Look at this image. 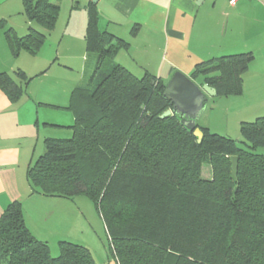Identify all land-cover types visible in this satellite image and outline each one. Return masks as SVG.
<instances>
[{
  "label": "trees",
  "instance_id": "obj_1",
  "mask_svg": "<svg viewBox=\"0 0 264 264\" xmlns=\"http://www.w3.org/2000/svg\"><path fill=\"white\" fill-rule=\"evenodd\" d=\"M33 24L52 30L59 0H22ZM89 6L86 34L97 55L91 76L72 92V137L48 138L45 152L28 169L33 193L96 206L118 264H264V116L242 122L241 148L232 137L197 124L201 142L164 97L167 84L149 73L138 77L115 61L127 42L99 29ZM15 56L36 54L46 36L30 27L24 37L8 29ZM252 53L225 55L196 64L191 75L217 91L240 96ZM0 88L18 101L24 87L0 74ZM206 104V103H205ZM211 177L203 178V167ZM49 244L26 226L20 202L0 217V264H96L85 245Z\"/></svg>",
  "mask_w": 264,
  "mask_h": 264
},
{
  "label": "crops",
  "instance_id": "obj_2",
  "mask_svg": "<svg viewBox=\"0 0 264 264\" xmlns=\"http://www.w3.org/2000/svg\"><path fill=\"white\" fill-rule=\"evenodd\" d=\"M230 1L63 0L55 27L46 30L28 20L22 0H0V74L11 76L24 87L22 96L14 102L0 88V217L12 203L20 202L26 226L34 237L50 243L57 236L59 243L68 239L82 244L72 236L64 238L55 229L56 222L61 223V210L48 202L60 198L33 193L27 173L44 154L46 139L73 133L75 118L67 109L70 100L63 104L60 98L66 93L71 98L73 90L83 85L93 73L97 56L84 54L83 83L78 86L64 81V69L68 68L55 59L62 56L64 44L71 52L67 58L71 67L75 53L84 48L89 52L86 34L92 3L99 13V29L128 44L118 51L115 61L135 69L138 77L149 73L168 84L177 71L191 78L200 62L252 53L254 59L243 76V93L215 97L223 98V119L234 112V126L264 116V77L262 69H254L257 49L264 51V0H239L235 6ZM30 27L46 36L43 46L36 54L22 50L15 56L7 30L24 37ZM164 59H169L170 69L166 71L158 69ZM201 80L195 82L203 86ZM214 110L212 107L208 116L203 114L199 125L213 131ZM226 132L218 133L229 135Z\"/></svg>",
  "mask_w": 264,
  "mask_h": 264
},
{
  "label": "rangeland",
  "instance_id": "obj_3",
  "mask_svg": "<svg viewBox=\"0 0 264 264\" xmlns=\"http://www.w3.org/2000/svg\"><path fill=\"white\" fill-rule=\"evenodd\" d=\"M61 1L63 0H59V2ZM61 52H62V56L61 57L59 56L55 60L57 64H60L68 68V70L64 69L65 71H67L63 73L64 81L65 82L72 81L73 84H76L75 86L80 85L84 76L83 74V69L85 65V60L83 59L84 54L86 55L88 54L96 55V54L91 52L89 53L87 49L84 48L83 51H80L81 53L79 54L75 53V57L73 58V67H71L67 59L68 56H70L71 52H69V49L65 46V44L63 45V51ZM163 54L164 53H162V57L165 56ZM254 63H255L254 69L257 68H259V70L262 69V75L264 77V68H263L264 51L260 48H258L256 51V60ZM126 68L130 70L133 74H135L136 71L135 69H130L129 67ZM159 68L162 71H166L170 69L169 59H164L163 65H161V67L158 66V69ZM151 69L155 71V68H151ZM90 76L88 75V77L86 78H89ZM69 100H70V95H68V93H66L63 96V98H60V101L63 102V104L68 103ZM222 101L223 98L220 97H208L202 113L205 116H208L211 113V108L214 107L215 110L213 111L212 114L213 132H217V131L226 132L224 130L229 129V132H226V134H229L228 136L232 137L235 140L238 139L237 141L239 146L241 148L246 149L247 144H245V141L241 137V132H240L241 124H237V125L235 124L234 126V118L235 120L237 119L236 116L234 115V112L232 111L233 114H231L230 117L223 119L221 115L222 113H224V107ZM255 120L256 119H254V121ZM71 137H72V133L70 136L68 134L66 135V133H62L61 135H59V137H55V138L68 139ZM256 153L264 156V147L259 148L256 151ZM210 177H211V167L209 165H204L203 178L209 179ZM48 203L49 205H51V207H55V208L58 207L61 210L59 214V216H61L59 220L61 223H57L58 222L57 221L55 226V229L61 232L60 233L61 236L62 235L63 237L72 236L74 240L77 241L80 240V242L82 243L80 245L86 244L88 248L92 251L96 264H118L115 256L111 251L110 239L107 230L105 228L104 221L100 213L98 212L95 204L89 198H87L86 196H78L73 199L60 198L57 200H50ZM34 218H37L36 215H34ZM63 240L69 241L68 239H63ZM48 244L52 256L58 257L60 255V246H59L58 237L55 236L52 239H50V243Z\"/></svg>",
  "mask_w": 264,
  "mask_h": 264
},
{
  "label": "water",
  "instance_id": "obj_4",
  "mask_svg": "<svg viewBox=\"0 0 264 264\" xmlns=\"http://www.w3.org/2000/svg\"><path fill=\"white\" fill-rule=\"evenodd\" d=\"M217 96V91L207 84L200 86L184 73L177 71L167 84L164 97L171 102L172 109L166 111L162 118L173 113L183 118L182 123L194 131L201 142L203 132L197 127L208 97Z\"/></svg>",
  "mask_w": 264,
  "mask_h": 264
},
{
  "label": "built area",
  "instance_id": "obj_5",
  "mask_svg": "<svg viewBox=\"0 0 264 264\" xmlns=\"http://www.w3.org/2000/svg\"><path fill=\"white\" fill-rule=\"evenodd\" d=\"M238 1H239V0H231L230 2H231V5H232V6H235L236 3H237Z\"/></svg>",
  "mask_w": 264,
  "mask_h": 264
}]
</instances>
